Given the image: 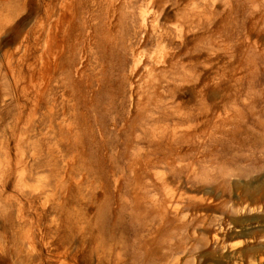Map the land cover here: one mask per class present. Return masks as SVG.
Returning a JSON list of instances; mask_svg holds the SVG:
<instances>
[{
  "label": "rangeland",
  "instance_id": "374dc122",
  "mask_svg": "<svg viewBox=\"0 0 264 264\" xmlns=\"http://www.w3.org/2000/svg\"><path fill=\"white\" fill-rule=\"evenodd\" d=\"M52 1L62 2L0 0V264H264V63L224 68L232 52L246 61L256 59L255 47L264 50V0H216L214 15L205 8L219 31L239 24L229 40L217 39L216 56L208 30L195 28L189 38L200 77L188 106L199 112L201 98L206 123L178 147L144 144L155 160L141 168L122 128L137 114L124 78L132 68L126 37L140 29L138 44L144 17L174 21L201 0H161L156 13L149 0H80L89 18L77 46L79 72L64 82L62 106L46 111L49 122L32 97L18 110L5 82L12 81L8 55L15 68L27 43L30 63L44 53L46 37L37 49L33 35L47 27ZM109 7L117 13L112 35L100 20ZM47 78L35 74L34 87ZM47 153L62 168L58 196L47 169L16 179Z\"/></svg>",
  "mask_w": 264,
  "mask_h": 264
},
{
  "label": "bare ground",
  "instance_id": "6f19581e",
  "mask_svg": "<svg viewBox=\"0 0 264 264\" xmlns=\"http://www.w3.org/2000/svg\"><path fill=\"white\" fill-rule=\"evenodd\" d=\"M61 1L60 5L58 3H53V1L47 3L46 6L49 7L46 10L47 27L42 28L38 36L35 37V35H33L34 47H37V49L41 47L42 40L46 37L44 43L45 50L39 59L32 63L29 62V54L32 48V45H29V43L24 46L23 53L17 59L18 65L15 68L11 65L13 54L8 55L6 58V64L9 69L6 78L9 76L12 81L7 79L5 82V91L15 96L18 110H20L21 104L26 107L27 101L32 97L35 101V106H40L41 109H45L43 118L49 122H53V119L51 116H49L50 119H47L48 115L46 111H53V109L58 108L60 103L62 106L64 82L72 78L73 72L75 74L79 72L78 69H75L77 46L82 41V32L86 27L85 19L86 17L89 18L88 12L81 10L83 9V2L80 0ZM149 1L153 2L151 9L153 12L156 13L160 10L161 0ZM215 1L216 0H201L203 6H200V3H195L187 13L185 12L186 14L184 13L185 15L183 14L174 21L168 20L166 16L161 20H158L156 16L144 17L142 19L144 31L140 42L138 44L134 43L137 34L141 31L140 29L126 37L127 46H129L132 55V68L130 73L127 76L125 75L124 78L130 83V89L132 91L130 97L136 107L137 114H135L134 118L129 117L125 119L122 128L125 130L126 136L124 141L125 148H130L135 151L133 152L132 159L137 165H140V168L143 166H141V164H152L151 162L155 160L151 159V156L148 158V154L144 152L145 150H141L144 144L152 151H159L161 150L159 149L161 144H164L168 148H172L181 142H191L192 134L199 128L201 129L206 123L205 118L207 111L205 109V103L201 98L199 99V112L193 111L192 108L188 106L193 97L194 85L200 77L196 69L199 58H193L192 50L188 47L189 38L192 33H195V28H198V31L208 30L207 32L211 33L208 38V43L212 49L213 55L216 56L218 51L213 48L217 46V39L221 38L222 41L229 40L239 27V24H233L219 31L220 29L213 24L211 18L204 14L205 8L209 7L210 14L214 15L213 6ZM209 3L212 5L210 6ZM165 8L166 7H162L159 17L162 16V14L166 15V13H164ZM116 15L115 8L109 7L103 17L105 21L100 17V20L104 22V26L109 30L108 34L110 35H112L111 29L116 23ZM53 19H56L54 25L52 23ZM173 19L171 18V20ZM205 22L207 26H204ZM124 40L123 37V41ZM139 49L144 51L143 56H140L138 52ZM254 55L256 57L255 60L251 58L244 61L242 58L238 57L235 52H232L224 68L228 70V73L232 68L242 72L248 70V65H254L256 61L264 63V50L255 47ZM139 70L143 71V75L142 77L140 76L139 82L135 84L133 83V77ZM41 73H45L48 78L43 85H40L36 89L33 85L34 75H39ZM224 74L228 76V74ZM235 81L242 82V78L238 77ZM59 93L61 102H58ZM134 96L136 99H133ZM188 96L191 98L186 99ZM45 120L42 122L43 125H46ZM61 122L62 121H59L58 125L61 126ZM163 122H165V127L159 125ZM166 122H168V124H166ZM149 125L153 126L149 128L150 138L147 139L145 129L146 126ZM59 132V135H61L62 130ZM49 155L50 153H47L42 161L38 162L37 166H33V164H24L22 171L17 174L18 178L16 179H24L25 171L32 172L39 168L47 169L50 171L51 176L56 179L55 185L51 187V192L53 195L58 196L62 188V168L59 167L58 161L54 160L53 157L50 158ZM12 172L13 171H10L9 173L11 174ZM140 172H142V170ZM5 176L6 175H4V177ZM23 191H25V189H22V192ZM19 197L21 198V196ZM61 204H59V208ZM25 208L26 206L24 209ZM58 219H60V216H58ZM60 224L61 223H59V226ZM27 236L28 234L26 237ZM32 248L33 247H31V249ZM56 257L59 258V256Z\"/></svg>",
  "mask_w": 264,
  "mask_h": 264
}]
</instances>
